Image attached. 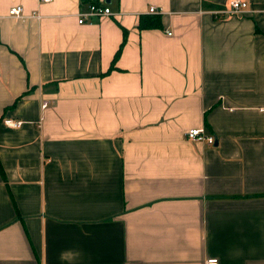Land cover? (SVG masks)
<instances>
[{
    "label": "crops",
    "instance_id": "1",
    "mask_svg": "<svg viewBox=\"0 0 264 264\" xmlns=\"http://www.w3.org/2000/svg\"><path fill=\"white\" fill-rule=\"evenodd\" d=\"M99 1L0 0V264H264V0Z\"/></svg>",
    "mask_w": 264,
    "mask_h": 264
},
{
    "label": "built area",
    "instance_id": "2",
    "mask_svg": "<svg viewBox=\"0 0 264 264\" xmlns=\"http://www.w3.org/2000/svg\"><path fill=\"white\" fill-rule=\"evenodd\" d=\"M43 1H49V0H43ZM155 7L151 6L150 11H154ZM242 11H252L251 7H249V3L247 0H230L229 6L223 8V10H216V14L218 16H223L227 14H237L238 12ZM112 10L110 6L104 2L101 1H93V3H89L86 10H83L78 13L79 21H84L86 18H93V17H101V16H107V14H111ZM9 14L11 16L21 18L25 17L26 14L23 12V5L17 4L14 6H11L9 8ZM43 106L48 105L47 100H43L42 102ZM5 123L8 125H20L21 120H14L12 118H5ZM186 136L192 140H205L209 144H213L215 141V137L212 134H208L206 132V127L204 126H198V127H190L186 131ZM220 258L215 256H207L205 260V264H219Z\"/></svg>",
    "mask_w": 264,
    "mask_h": 264
},
{
    "label": "trees",
    "instance_id": "3",
    "mask_svg": "<svg viewBox=\"0 0 264 264\" xmlns=\"http://www.w3.org/2000/svg\"><path fill=\"white\" fill-rule=\"evenodd\" d=\"M84 1H88V3H93V1H99V0H84ZM151 25H160V22H158V19L156 17H153L151 19V21L148 20H140L139 26L141 27H151ZM121 47L115 52L114 55V59H116L115 57L118 56V54L120 53ZM112 67V66H111ZM0 171L3 173V167H2V163L0 162Z\"/></svg>",
    "mask_w": 264,
    "mask_h": 264
},
{
    "label": "water",
    "instance_id": "4",
    "mask_svg": "<svg viewBox=\"0 0 264 264\" xmlns=\"http://www.w3.org/2000/svg\"><path fill=\"white\" fill-rule=\"evenodd\" d=\"M107 1H111V0H106V2H107ZM214 141H215L214 143H216V142H217V141H216V139H214Z\"/></svg>",
    "mask_w": 264,
    "mask_h": 264
}]
</instances>
